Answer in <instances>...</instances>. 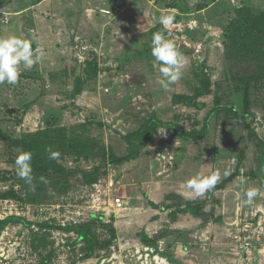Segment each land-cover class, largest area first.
Masks as SVG:
<instances>
[{
	"label": "rangeland",
	"instance_id": "obj_1",
	"mask_svg": "<svg viewBox=\"0 0 264 264\" xmlns=\"http://www.w3.org/2000/svg\"><path fill=\"white\" fill-rule=\"evenodd\" d=\"M184 1L185 8H191L192 15L183 16L180 13L182 11L175 9L176 14H168L174 17L170 29L158 24V28L148 33L152 39L153 33L163 32L165 38L173 41L186 58V64L181 69L183 76L171 83L167 90L158 83L160 73L158 66L153 64L151 43L148 49L141 48L145 63L138 65L136 63L140 62L135 61L129 64L132 65L130 73L141 77L138 78L140 80L132 81L133 89H129L113 86L123 71L110 77L105 70L108 67L116 68L117 65L111 55H106L107 51L102 53L94 47L101 37H94V41V38L90 39L93 37L91 31L72 34L68 30L61 32L62 41L57 39V33L60 32H51L55 38L51 45L55 51L64 52V56L41 62L43 72L35 69L21 72L24 70L21 65L20 78L15 85L0 84V131L3 134L15 139L47 128H62L74 141L72 146L77 149L76 152H70L69 140H65L61 146L50 148L60 153L58 159L49 158V148L40 152L44 153L41 157L47 165L55 167L57 171L46 176L32 173V183L29 185L19 178L14 163L22 150L11 147L0 138V173L5 177V180H0V221L14 217L0 230V264H32L51 249L55 253L50 264H100L102 260H108L109 247L112 243L120 242L117 241L118 232L114 228L117 216L112 212L111 200L114 196H121L115 191L111 194L109 190L106 197L94 202V185L105 180L108 174L115 175L116 170L115 165H108L102 148L112 149L116 156L126 155L128 144L123 136L152 116L162 121L179 123L182 130L189 132L199 131L206 117L212 113L207 121V135L203 144L198 142V146L202 145V155L198 153L203 158V164L207 160L208 167L220 173V180L225 172L239 169V176H244L247 183L252 181L258 185L264 193V85L249 80L247 98L252 115L246 114L243 102L245 82L238 77L253 78L257 70L246 63L226 62L221 44L223 27L233 17L238 0H207L203 12L194 9L196 4L204 0ZM246 1L253 10H264V0ZM130 12V16L135 14L131 15ZM140 17H130V27L139 25ZM45 21L41 14L37 13L34 17L38 26H46ZM134 35L130 38L133 37L132 41L135 42ZM122 39L121 43L128 42L124 37ZM137 40L140 42V37ZM185 40L189 41L190 47L185 46ZM102 42L104 50L105 38ZM197 44L202 45L199 52L195 50ZM32 48L36 53L37 48L42 46ZM132 49L130 51L134 53L138 48L135 50L133 46ZM137 51L140 53V50ZM129 58L134 60L133 56L129 55ZM92 59H96L101 68L93 81L89 79L91 73L84 70L86 63ZM119 61L123 62V58ZM33 66L39 69L37 62ZM41 74L45 75L41 77ZM76 88L81 92L70 100L69 95ZM138 96L141 99H136ZM159 131H164L162 136H169V140H165L169 144L177 142L178 139L168 130ZM121 175L116 176V179H120ZM86 177L95 180L87 183ZM113 178L104 182V185L113 189ZM14 192L16 197L10 196ZM241 194V199H244ZM34 195L36 199L30 201L29 197ZM210 197L206 201L209 216L220 206L215 198ZM258 199L264 205V197L259 196ZM104 207L108 211L105 216L101 213ZM94 217H100L101 220L91 228V234L99 243L108 242L109 239H113V242L106 250H98L92 256H87V252L83 251L87 242L81 240L76 231L68 229L86 225ZM20 218L26 223L17 220ZM164 226H168V223H164ZM37 233L47 235L49 245L45 248L36 242L37 249L32 246ZM257 243L264 244L262 238Z\"/></svg>",
	"mask_w": 264,
	"mask_h": 264
},
{
	"label": "crops",
	"instance_id": "obj_2",
	"mask_svg": "<svg viewBox=\"0 0 264 264\" xmlns=\"http://www.w3.org/2000/svg\"><path fill=\"white\" fill-rule=\"evenodd\" d=\"M200 2L205 3V1ZM98 9H106L111 14H101L97 12ZM203 9L198 12H203ZM194 10L197 11V8L195 7ZM179 11H182L180 13L183 16L193 14L191 8L182 7ZM129 12L131 15L134 12L135 14L130 16ZM37 13L46 19V26L35 24L34 17ZM168 14H176V10L166 8L161 0H38V2L36 0H0V37L18 36L28 39L35 37L32 47L42 46L45 52L43 58L37 62L39 69L33 66L30 70L43 72L44 67L41 66V62H48L65 54L55 51V47L51 45L55 40L51 35L52 31L60 32L57 33L58 41H62L61 32L66 30L72 34L91 31L93 37L89 36L90 39L101 37L94 47L102 53L107 51L106 55L109 54L114 58L117 67L122 65L120 71H123V75L113 83V86H125L131 89L134 85L132 81L141 77L130 73L132 65L129 64L135 61L140 62L136 63L138 65L145 63L141 52L142 49H148L151 43L148 33L160 26L157 22L158 17ZM5 17L8 19L7 23H3ZM130 17H140L139 25L130 27ZM133 27L134 31L131 29ZM132 32L136 35H134L135 42L132 41L133 37L130 38L133 35ZM108 33H111L110 36ZM123 37L128 42L121 43ZM138 37L140 42L137 40ZM103 38L106 44L104 50H102ZM133 46L135 50L138 48L140 53L137 50L131 53ZM128 52L130 54H127ZM126 54L128 61L124 62ZM129 55L133 56L134 60H130ZM122 58L123 62L119 61ZM23 71L25 70H21ZM44 75L41 74V77ZM30 89L33 90V88ZM157 89L160 90L159 87ZM173 124L181 127L179 123ZM162 129L171 132L178 139L177 142L171 144L166 142L169 136L168 138L162 136L159 131ZM203 139L193 142L184 141L170 129L159 128L134 160L114 166L116 167L115 175L108 174L109 176L104 178L103 182H106L114 177V180H111H113L112 184H115L113 189H110V193L114 191L118 193L117 195L125 201V207L119 216L118 213L113 212L118 217V219L116 217L114 228L118 232V239L117 236L116 239L120 242L112 243L108 250L109 259L102 260L103 263L101 261L100 264L105 262L146 264L136 255L137 252H143L146 248L152 250L153 256L163 255L167 258L168 264L257 263L259 245L255 242L250 248L237 247L232 236L247 225L249 231L246 234L252 239L262 238L264 243V222H262L264 221V205L258 199L259 196L264 197V193L260 191L261 194L254 197L252 204L249 205L242 204V199L237 198L238 193L242 197L241 192L249 188H259L258 185L251 181L242 189L237 179L240 177L238 169L227 176L223 174V179L203 197L192 199L185 195L189 191L182 187L185 181L198 174L208 176L214 172L208 167L207 160L203 164L202 145L198 146V142L202 143ZM198 147L200 149H197ZM118 174H122L120 179H116ZM246 176L251 179L248 175ZM216 193L218 195H215ZM210 196L220 204L211 216L207 215L208 202H206L211 198ZM164 223H168V226L163 227ZM163 229L166 230L158 235V232ZM143 238L152 240L153 243L147 244ZM147 264H157V262L153 260Z\"/></svg>",
	"mask_w": 264,
	"mask_h": 264
},
{
	"label": "trees",
	"instance_id": "obj_3",
	"mask_svg": "<svg viewBox=\"0 0 264 264\" xmlns=\"http://www.w3.org/2000/svg\"><path fill=\"white\" fill-rule=\"evenodd\" d=\"M161 3L164 4L166 8L178 10H182V7L186 6L184 0H161ZM206 6V3L204 2H199L195 5L197 11L202 10ZM221 44L223 47V56L226 62L231 63L230 61L232 60L233 64L240 62L246 63L247 66L252 65L254 66L255 70H257V74H255L253 78L249 76L238 77L241 80L243 79L245 82L243 83L245 84L243 89L244 111L246 114L252 115V113H250V108L248 107L249 100L247 98L249 96V80H254L258 85H264V10L255 11L249 6V4H247L246 0H240L237 6L233 9V17L223 27ZM125 60L124 62L128 61L127 58ZM85 66L86 68L84 70L88 73H91L89 79L93 81L97 77L99 69H101L99 68V63H97L96 59H92L91 61L87 62ZM120 66L116 68L108 67L105 70L108 71L109 76L112 77L113 75H117L119 73ZM75 80L79 81V79L76 78ZM236 89H238V87H236ZM80 92L76 88L73 93H70V100L78 96ZM211 115L212 113H209L208 117H206L204 125L199 131L189 132L183 131L178 125L168 122H161L156 117L152 116L145 119L136 130L123 136L124 140L128 144L126 155L116 156L112 149L106 150L105 148H102V151L106 154V161L108 165L117 166L124 162L134 160L159 128L170 129L178 138L184 141H200L207 134V121ZM64 131V129L57 127L54 129L47 128L45 131L23 135L15 139H12L0 131V138L13 148H19L22 151L31 152L32 173L37 176H46L50 173H55L57 170L55 167L50 168L49 165H47V162L41 157V155L44 153L40 152H44L46 148L61 146V143H63L65 140H69L70 146L68 148L70 152H76L75 150H77L73 147L74 141L69 139L70 137H68ZM0 180H5V177L1 175ZM94 180L95 179H92L91 177H86L87 183H92ZM9 195L5 196L9 197ZM10 196L16 197V193L14 192ZM29 199L30 201H34L36 196L34 195L33 197H29ZM12 220H14V217H7L3 221H0V230H2L6 224ZM17 220L26 223L23 218ZM100 220V217H94L86 225L71 227L68 229L76 231L80 235L81 240L87 242V245L85 244L86 248L83 249V251L87 252V256H92L98 250H106L113 240L109 239L110 241L108 242L104 241L99 243L98 239H96V237L91 234V228L96 226V223L100 222ZM47 238L48 237L45 233H42L41 235L38 234L37 238L33 239L32 246L37 249L35 245L36 242L39 244L38 246H43L45 248L46 245H49ZM143 239L147 244L153 243L152 240H148L146 238ZM53 253H55V250L51 249L49 253L41 256L32 264H50Z\"/></svg>",
	"mask_w": 264,
	"mask_h": 264
},
{
	"label": "clouds",
	"instance_id": "obj_4",
	"mask_svg": "<svg viewBox=\"0 0 264 264\" xmlns=\"http://www.w3.org/2000/svg\"><path fill=\"white\" fill-rule=\"evenodd\" d=\"M173 20L174 17L172 15H161L157 18V22L162 25L164 29L171 26ZM35 40V37L31 39L18 36H9L7 38L0 37V84L7 83L9 85H15L20 78L21 65L24 70H29L36 62L43 58L44 51L42 48H37L36 53L33 51L32 44ZM150 51L154 66H158L159 68L160 77L158 83L163 89L167 90L171 83L181 78V69L186 64V58L178 50L174 42L166 39L164 33L161 31L153 33ZM136 99H141V97L138 96ZM47 151L49 152L50 159H58L60 156L59 152H53L50 148ZM31 160V152L21 151L14 161L17 175L29 185L32 183L33 171ZM229 174V172L224 173L225 176ZM41 179L43 180L44 178L42 177ZM220 179L221 175L218 171L208 176H201L198 174L185 181L182 187L189 190L185 193L188 198L196 199L211 192ZM237 179L241 186L247 183L244 176H240ZM260 194L259 188L246 189L243 191V196L245 198L241 200V203L251 204L253 198ZM237 198H241L239 193L237 194ZM153 259L157 264H168L167 258L165 257L157 255L154 256Z\"/></svg>",
	"mask_w": 264,
	"mask_h": 264
},
{
	"label": "built area",
	"instance_id": "obj_5",
	"mask_svg": "<svg viewBox=\"0 0 264 264\" xmlns=\"http://www.w3.org/2000/svg\"><path fill=\"white\" fill-rule=\"evenodd\" d=\"M100 12L105 15H110L111 12L106 10V9H101ZM4 23L8 22L7 17L3 20ZM173 25L169 26L167 29H170ZM184 44L186 47H190L189 41L185 40ZM202 45L197 44L195 45V50L196 52L201 51ZM99 54H102L99 52ZM95 187V193L93 195V198L95 199L94 202L98 201L100 197H106L108 195V191L110 190L109 187L104 185L103 180H100L98 184L94 185ZM111 207H112V212L118 213L117 215L119 216L120 212L124 209L125 207V201L121 197L114 196L111 200ZM93 209V208H91ZM107 207H104V209H101L102 215H106L108 211H106ZM264 222V221H262ZM249 231V226H244L243 229H240V231H237V233L233 234L232 240L234 241L235 245L237 247H244V248H250L252 244H255L260 238L258 237L257 239H252L251 236H249L248 233ZM256 240V241H255ZM258 244V243H257ZM259 245V244H258ZM137 258L144 262L148 263L149 261H153V255H152V250H149L148 248L145 249V251L139 253H136ZM155 261V260H154ZM103 263V261H102ZM256 264H264V244L259 245V250H258V257H257V263Z\"/></svg>",
	"mask_w": 264,
	"mask_h": 264
}]
</instances>
